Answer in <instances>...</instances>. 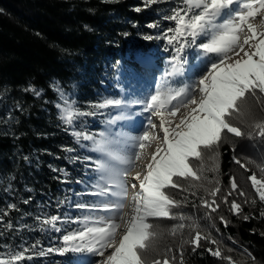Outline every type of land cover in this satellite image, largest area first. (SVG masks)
I'll list each match as a JSON object with an SVG mask.
<instances>
[{"label": "trees", "instance_id": "16d2710c", "mask_svg": "<svg viewBox=\"0 0 264 264\" xmlns=\"http://www.w3.org/2000/svg\"><path fill=\"white\" fill-rule=\"evenodd\" d=\"M159 10L157 4L145 6L141 0H0V248L19 240L18 221L22 212L28 214V203L58 195L61 175L55 169L68 167L64 155L75 145L56 107L60 94L79 108L106 96L103 65L107 59L117 61L127 46L149 48L154 41L137 38L134 25L154 23ZM161 56L163 70L169 64ZM130 64L142 70L134 60ZM204 69H196V76ZM196 76L176 75L166 83L173 88L190 85ZM247 105L243 114L229 117L245 134L264 123V107L251 97ZM221 137L218 149L202 148L200 158H190L201 179L174 177L183 189H166L175 200H186L172 211L188 219L149 218L155 232L145 242L149 260L174 256L176 264L181 258L183 264H230L226 258L231 257L235 264H264V202L248 179L255 174L264 180V138ZM231 177L246 196L234 192L225 204ZM216 187L220 207L209 217L201 198L211 200ZM233 200L242 207L240 215L230 210ZM220 217L229 222L227 228ZM180 223L184 227L174 231ZM197 231L217 243L201 239L197 247L191 243ZM210 248L219 249L221 257L211 255Z\"/></svg>", "mask_w": 264, "mask_h": 264}, {"label": "snow or ice", "instance_id": "6c2138e0", "mask_svg": "<svg viewBox=\"0 0 264 264\" xmlns=\"http://www.w3.org/2000/svg\"><path fill=\"white\" fill-rule=\"evenodd\" d=\"M144 3L145 6H149L156 4L157 0H144ZM182 3L183 7H177L172 10L171 15L165 16V19L175 22V27L164 31L161 38L167 40L170 45L174 41L177 42L174 49L176 55L172 57L173 63L170 65V70L165 73L166 77L183 74L184 61L179 54L185 44L189 43V37L192 42H195L199 36L205 37L206 39L199 44V48L206 54H214L216 59L212 60L190 85L180 84L173 88L169 83H165L163 89H157L155 94L144 103V110L149 112V129L156 127L152 122V116L160 118L165 147L158 148L152 155L143 178L140 173L133 177L134 182L131 187L136 189L138 181L140 191L133 195V216L128 222L126 232L119 241L118 247L114 244L115 230L119 227L116 221L123 219L122 209L128 188L126 177L136 166V161L141 159V150L144 149L146 142L156 137L151 136L150 132L145 130L137 137L131 138L127 155H119L114 153L110 147L114 141L109 140L103 133L101 135L104 138L100 141H97L93 135L74 133L78 138L93 141L94 150L108 157V159H98L93 162L91 170L99 172L100 175L95 190L86 192L88 195L100 197L101 202L99 204L77 203L75 207L89 211H104L108 215L106 219L98 217L91 221L88 217H85L83 221L65 220V223H84L85 226L70 234H65L63 240L67 242L78 238L83 242L86 236L91 237L87 242L88 250L101 256L111 245L114 251L99 264H176L174 256L165 258L163 261L149 260L146 257L149 245L145 243L150 236L155 235L154 231H150L153 225L148 222L149 218H178L181 221L188 219L182 213L177 215L172 211L173 208H179L186 203V200H175L167 194L166 189L169 188L183 189V186L173 178L191 176L196 180L201 179L190 166V158H200L202 148L218 149L222 139L221 133H225V140L227 134H234L236 137L247 135L249 138L258 134L259 137L264 138V123L256 124L255 128L245 134L229 119L230 116L243 114L247 110L248 97L264 107V40H260L258 44L251 43L256 36L251 24L247 26L252 35L245 38L243 43H240L238 39V33L242 31L248 18L255 15V9H264V0H251V2L244 3L236 0L235 8L233 7L234 0H182ZM136 10L140 11L139 8ZM221 16L224 19L218 23ZM146 39H152V37H146ZM245 46H248V50H245ZM137 55L141 60H145L148 54L138 53ZM32 91L36 95L40 94L35 89ZM61 96L63 97V93ZM140 103L139 100L129 103L122 100H108L96 106L100 108L129 107ZM190 105L192 107L189 108ZM56 107L61 109V119L71 124L73 117L77 115L72 103L64 100L63 105L57 104ZM181 107L189 108V112L180 119L179 124L170 130L168 125L171 122L165 118L161 109H164L170 117H175ZM79 115H94V113H79ZM130 116L131 113L123 118L128 119ZM84 159L92 161V157H84ZM235 163L248 170L247 165L239 159H236ZM261 171L264 172V168H261ZM248 179L255 187L259 200L264 202V180L258 179L255 174L249 176ZM230 181L231 191L223 197L225 204L234 192L239 196H246V193L239 189L235 177H231ZM219 192L220 188L216 187L210 192L211 200L201 198V206L209 209V217L220 207L215 199ZM252 202L255 203V201ZM11 207L14 208L15 205ZM230 210L234 215H240L242 207L233 200ZM261 216H264V213H261ZM244 219L248 220L250 217L245 216ZM58 220H60L59 217L53 216L44 223L55 227ZM220 221L225 228L228 227L229 222L224 217H220ZM97 224L102 226H95ZM7 227L11 228V224ZM183 227L184 224L180 223L173 230ZM56 230L60 229L56 228ZM201 239L210 240L212 244L217 243L209 236H202L198 231L191 243L199 247ZM93 241L99 247H95ZM208 251L216 257L222 255L219 249L213 251L210 248ZM39 255L43 256L45 252L41 250ZM23 257L24 253L21 252L10 259H0V264H14ZM226 259L230 264H235L231 257ZM252 259L255 260V257ZM180 264H183L182 258Z\"/></svg>", "mask_w": 264, "mask_h": 264}, {"label": "rangeland", "instance_id": "374dc122", "mask_svg": "<svg viewBox=\"0 0 264 264\" xmlns=\"http://www.w3.org/2000/svg\"><path fill=\"white\" fill-rule=\"evenodd\" d=\"M239 2H251V0H239ZM156 4L160 9L156 12L159 18L157 21L145 27L134 25V32H136L137 38H140L141 41H146V37H152L151 40L154 41L153 44L144 50L142 48L133 50V48L127 46L123 52H118L119 58L117 61L107 59L103 65L104 74L101 83L107 92L106 96H102L98 102L92 104L86 103L79 108L78 104L71 102L67 96L63 95L62 97L60 94V104L63 105L64 100L70 101L77 115L73 117V122L71 124H67L61 119V109H59L60 120L68 128L69 134L72 136V142L75 145L67 148L64 155V161L67 162L68 167L62 165L59 166L60 168L57 166V169H55L61 175L58 195L51 199L46 196L44 200L40 197L32 203L29 201L30 203H28L29 205L27 207L28 214L22 212L18 221L20 227L18 228L19 240H13L11 246H2L0 248V259H10L13 255L23 252L24 257L20 261H15L14 264H92V262L94 264H99L100 261L106 260L114 251L111 245L104 251L102 256L97 255L94 251H89V244L87 242L91 237L88 236L85 237L83 242L78 238L74 241L67 242L63 240L65 234H70L85 226L84 223H65V220L83 221L85 217H88L91 221L96 220L98 217H105L106 219L108 215L104 211H89L87 209L75 207L77 203L99 204L101 202L100 197L88 195L86 192L92 191L89 190L91 189L90 187H92L90 183H93V178L99 179L98 175H100L99 172L91 170L93 162L98 159H108V157L106 154L94 150L95 146L93 141L78 138L74 133L80 132L82 134L93 135L97 141L104 138L101 135L103 133L107 135L109 140L114 141V144L110 147L112 150L115 149L120 139L119 135L123 132L121 127L116 123L119 122L118 120L123 121V117L129 116V108L113 106L100 108L96 105L108 100H119L120 91L123 89L124 91L127 90L128 81L133 85L132 88L129 87L127 91L133 92V89H139L140 94L138 96L142 98H147L148 95L152 93L155 94L157 89H163L166 82H171L172 77H166L165 73L170 70V65L173 63L172 57L176 55L174 49L177 42L174 41V43L170 45L167 40L161 38V36L167 29L175 27V22L165 19V16L171 15L173 9L183 7L184 5L182 0H157ZM233 7H236V0H234ZM222 18L224 19V17L221 16L217 22H221ZM249 18L244 24L242 31L238 33L239 42L243 43L245 38L252 35L251 30H249L247 26L251 24L256 32V36L251 43L258 44L260 40H264V35H261L264 33V9H255V15ZM169 35H171V33ZM205 39V37L199 36L195 42H192L191 37L188 38L189 43L185 44L183 50L179 54V57H182L184 61V72L182 75L191 77L194 75L196 76L195 72L192 71L194 64L196 67L201 65L206 68L212 60L216 59L214 54H206L199 48V44ZM245 50H248V46H245ZM138 53H147V59L143 61L149 63H153L159 55H162V57L165 56L163 61L165 60L169 64V67L162 70V66L158 64L155 69L136 70L134 67L131 68V60L135 62H137L136 59L141 60L137 55ZM163 64L166 63L163 62ZM198 76L199 74H197L195 79ZM197 99H199V96H197ZM120 100L123 101V99ZM190 107L192 106L190 105L189 108ZM189 108L181 107L175 117H170L164 109H161L165 118L171 122L168 125L170 130L175 127L176 124H179L180 119L189 112ZM130 110L133 111V109ZM89 112L94 113V115H79V113ZM153 123L156 127L148 131L150 135L155 136L156 139L146 142L144 147L146 151L145 155H142L141 152V159L137 162V166L132 168L126 177L129 185V197L126 199V206L129 207V211L123 214V226L126 225L127 219H129V213L133 215V195L135 192L140 191L138 181L136 182V189L131 187V184L134 182L133 177H135L137 173H140L141 178H143V176L146 175L147 164L151 161L152 155L156 153L158 148L165 147L159 116H156V120ZM105 126L111 127L113 132H109ZM156 141L161 144V147H157ZM123 152L124 151L121 150V155H123ZM84 157H92V161L85 160ZM59 161L57 164L60 163ZM53 216L60 218V220L56 222L55 227L44 223L45 220ZM95 226L102 225L97 224ZM56 228L60 230L57 231ZM116 230L114 244L118 247L122 237H117L118 233ZM125 232L126 230L124 228L120 230L119 233L120 235H124ZM93 243L95 244L94 241ZM95 247H99V245L95 244ZM77 248L81 250L77 251ZM49 249H51V251H49ZM41 250L45 252V255H39Z\"/></svg>", "mask_w": 264, "mask_h": 264}, {"label": "bare ground", "instance_id": "6f19581e", "mask_svg": "<svg viewBox=\"0 0 264 264\" xmlns=\"http://www.w3.org/2000/svg\"><path fill=\"white\" fill-rule=\"evenodd\" d=\"M128 108H129V113H131V116L127 120H130V119H132V117H134L137 114V111L136 110H133V111L130 110V109H134V106H129ZM123 229H124V227H123Z\"/></svg>", "mask_w": 264, "mask_h": 264}]
</instances>
